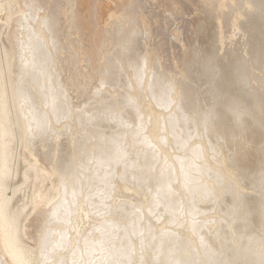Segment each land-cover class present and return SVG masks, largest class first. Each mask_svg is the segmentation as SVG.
I'll use <instances>...</instances> for the list:
<instances>
[{
  "label": "bare ground",
  "instance_id": "1",
  "mask_svg": "<svg viewBox=\"0 0 264 264\" xmlns=\"http://www.w3.org/2000/svg\"><path fill=\"white\" fill-rule=\"evenodd\" d=\"M0 35V264H264V0H0Z\"/></svg>",
  "mask_w": 264,
  "mask_h": 264
},
{
  "label": "rangeland",
  "instance_id": "2",
  "mask_svg": "<svg viewBox=\"0 0 264 264\" xmlns=\"http://www.w3.org/2000/svg\"><path fill=\"white\" fill-rule=\"evenodd\" d=\"M3 33V32H2ZM0 40H1V43H4L5 44V39L3 38V35H0Z\"/></svg>",
  "mask_w": 264,
  "mask_h": 264
}]
</instances>
